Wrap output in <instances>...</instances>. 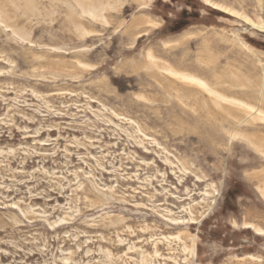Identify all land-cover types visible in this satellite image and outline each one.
Here are the masks:
<instances>
[{
	"label": "rangeland",
	"instance_id": "rangeland-1",
	"mask_svg": "<svg viewBox=\"0 0 264 264\" xmlns=\"http://www.w3.org/2000/svg\"><path fill=\"white\" fill-rule=\"evenodd\" d=\"M211 1L264 25V0ZM213 10L0 0V264H264V122L164 70L264 110V31ZM171 191L204 219L175 226Z\"/></svg>",
	"mask_w": 264,
	"mask_h": 264
},
{
	"label": "bare ground",
	"instance_id": "bare-ground-1",
	"mask_svg": "<svg viewBox=\"0 0 264 264\" xmlns=\"http://www.w3.org/2000/svg\"><path fill=\"white\" fill-rule=\"evenodd\" d=\"M205 2V0H204ZM206 3V2H205ZM208 6L212 7L213 9L215 10H218L222 13H225L227 15H230L232 17H237V18H244L246 20V22H248L249 24H251L253 26V28L257 31H264V25L261 26L260 24H256L254 22H251V20H249L247 17H244L242 14H240L239 12L235 11L234 9L232 8H229V7H226V6H223L222 4H219V3H214V1H211L210 0V3H206ZM87 14L86 15H89L90 17H92L93 19H97L98 16H99V13H97L95 10H89L88 12H86ZM104 18V17H103ZM247 23V24H248ZM149 58H151L149 56ZM158 65V64H156ZM159 66V65H158ZM157 66V67H158ZM155 67V68H157ZM161 67L163 66H160L159 68L161 69ZM158 69V68H157ZM159 69V70H160ZM165 72L169 73L170 75H172L173 77H176L180 80H183L185 82H188V83H192L196 86H198L199 88H201L204 92H207L210 96H212L214 98V102L219 105V106H222V104H226V106H228L226 108L228 114H230L229 116H232L234 117L235 119H241V115H244L246 117H244V119L242 120L241 123H247V122H258V121H262L264 122V110H262L260 107H256V106H253L251 104H248L246 102H243L241 100H237L235 98H232V97H229L227 96L226 94H223V93H220L218 90H216L214 87L210 86L207 82L197 78V77H194V76H190V75H187V74H181L180 72H175L173 70H168L167 68H164ZM219 82H222L219 81ZM222 85V84H220ZM226 92V91H224ZM223 108V107H222ZM238 114H240L238 116ZM240 117V118H239ZM251 143L255 146V148L257 149V151L259 152H264V150H262V147L261 146H258L256 145L254 142L251 141ZM168 164H170L172 166V164L170 163V161L168 160ZM151 178V177H150ZM149 178V179H150ZM169 179H171V177H169ZM153 180V178H152ZM146 181V180H145ZM151 181V179L149 180ZM153 181H151L149 183V186L153 185L154 183H152ZM182 182V181H181ZM155 185V184H154ZM153 185V186H154ZM164 190H166L164 188ZM177 190V189H176ZM147 191V190H146ZM170 191V190H169ZM178 191V190H177ZM174 192V191H173ZM172 191L171 192H168V198L166 199L167 201H165L166 203H170L171 201L173 202V204H175V209H181V213H187L190 218H175V215H174V209H170L168 208L166 211L168 213V217L167 216H164V217H167L168 219H170L172 222H174V225L177 226V227H183L187 221H188V224L191 223L190 225H193L195 223H200V219L203 218L206 216V215H202V217L198 218L197 214L196 213V208L192 205H190V208H186L184 206V203L188 200V199H182V198H176L175 196L176 193H173ZM111 193V192H110ZM148 193V192H146ZM145 193V194H146ZM143 194V193H142ZM210 194V193H208ZM264 194V192H263ZM181 195V194H180ZM195 195V194H194ZM148 196V195H147ZM149 202L155 204V203H158L161 200V198H163L162 195H149ZM180 197V196H179ZM156 198V201H154V199ZM186 198V197H185ZM101 199V198H100ZM125 199V198H124ZM104 204V203H103ZM166 205V204H165ZM140 206H143L145 208L148 207V205H140ZM176 206H179L178 208H176ZM148 209V208H147ZM146 209V210H147ZM156 209V208H155ZM153 209V210H155ZM149 210V209H148ZM147 210V211H148ZM150 211V210H149ZM183 219V220H181ZM199 221V222H198ZM245 226V225H244ZM246 229H253L258 235L260 236H263L264 237V230L258 228V227H255L251 224L247 225L245 227ZM148 230H151L150 227H148L147 229H144L143 231H148ZM137 232V231H136ZM143 233V232H142ZM145 233V232H144ZM157 234L152 232L151 234V238L155 237ZM172 236V235H171ZM173 237V236H172ZM166 240H168V242L171 244L172 241H170L171 238L168 237H165ZM164 239V240H165ZM175 240H178V241H182V233L179 232L177 234V236L174 237ZM157 244V243H156ZM185 249L186 251H190V254L193 256V257H196L197 256V248H196V238H193V245L191 246L190 250L187 249V247L185 246ZM155 254L156 255H159V250L156 249L155 251ZM145 263V262H143Z\"/></svg>",
	"mask_w": 264,
	"mask_h": 264
},
{
	"label": "trees",
	"instance_id": "trees-1",
	"mask_svg": "<svg viewBox=\"0 0 264 264\" xmlns=\"http://www.w3.org/2000/svg\"><path fill=\"white\" fill-rule=\"evenodd\" d=\"M213 12H215L216 13V10L214 11L213 10ZM180 23H177L175 26L177 27L178 26V29H174V31H172L173 33H176V32H179L180 30H182L185 26H182V25H180ZM187 26V25H186Z\"/></svg>",
	"mask_w": 264,
	"mask_h": 264
},
{
	"label": "snow or ice",
	"instance_id": "snow-or-ice-1",
	"mask_svg": "<svg viewBox=\"0 0 264 264\" xmlns=\"http://www.w3.org/2000/svg\"><path fill=\"white\" fill-rule=\"evenodd\" d=\"M205 2H206V3H210V0H205ZM262 234H264V233H262Z\"/></svg>",
	"mask_w": 264,
	"mask_h": 264
}]
</instances>
